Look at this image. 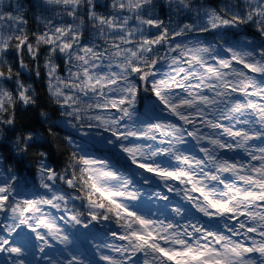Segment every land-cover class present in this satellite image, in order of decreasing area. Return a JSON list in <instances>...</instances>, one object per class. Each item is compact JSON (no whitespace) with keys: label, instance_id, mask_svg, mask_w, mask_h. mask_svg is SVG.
<instances>
[{"label":"snow or ice","instance_id":"snow-or-ice-1","mask_svg":"<svg viewBox=\"0 0 264 264\" xmlns=\"http://www.w3.org/2000/svg\"><path fill=\"white\" fill-rule=\"evenodd\" d=\"M0 141V264H264V0H0Z\"/></svg>","mask_w":264,"mask_h":264},{"label":"trees","instance_id":"trees-1","mask_svg":"<svg viewBox=\"0 0 264 264\" xmlns=\"http://www.w3.org/2000/svg\"><path fill=\"white\" fill-rule=\"evenodd\" d=\"M208 6L210 8L216 9L218 12L223 11V5L228 3V0H206ZM9 62L14 64V68L16 71L20 72L21 79L27 81L30 84H33L37 91L38 104L34 109H30L27 112L19 113L17 116V126L24 131L31 130L33 132L39 131L41 133H45V129L48 125L42 120L40 116V112H47L48 115H52L51 109L53 105L51 104L50 97L48 96L46 90V83L43 77L37 78L34 75V68L32 63L27 60L26 63H29V70H24L19 67L18 62H15L11 57L9 58ZM42 70V65H41ZM43 72V70H42ZM55 118V117H53ZM64 132L57 130L55 135L47 136V146L49 151L51 152V157L53 163V167H56L57 162L61 165L67 159L64 155L67 152V148L63 142ZM14 138V137H13ZM10 145H6L3 141H0V155L8 156ZM36 149H33L29 154V158L25 161L20 167V174L27 182V187L31 188L34 184H39V173L37 171V165L34 160L36 157Z\"/></svg>","mask_w":264,"mask_h":264},{"label":"rangeland","instance_id":"rangeland-1","mask_svg":"<svg viewBox=\"0 0 264 264\" xmlns=\"http://www.w3.org/2000/svg\"><path fill=\"white\" fill-rule=\"evenodd\" d=\"M229 1V0H228ZM9 264H10V261H9Z\"/></svg>","mask_w":264,"mask_h":264}]
</instances>
